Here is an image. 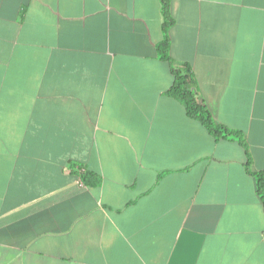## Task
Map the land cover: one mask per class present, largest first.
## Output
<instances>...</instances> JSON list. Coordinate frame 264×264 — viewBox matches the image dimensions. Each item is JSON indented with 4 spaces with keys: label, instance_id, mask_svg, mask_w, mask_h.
Returning a JSON list of instances; mask_svg holds the SVG:
<instances>
[{
    "label": "crops",
    "instance_id": "crops-1",
    "mask_svg": "<svg viewBox=\"0 0 264 264\" xmlns=\"http://www.w3.org/2000/svg\"><path fill=\"white\" fill-rule=\"evenodd\" d=\"M169 11L176 67L264 173V0ZM162 22V0H0V264H264L245 149L164 94Z\"/></svg>",
    "mask_w": 264,
    "mask_h": 264
},
{
    "label": "trees",
    "instance_id": "trees-1",
    "mask_svg": "<svg viewBox=\"0 0 264 264\" xmlns=\"http://www.w3.org/2000/svg\"><path fill=\"white\" fill-rule=\"evenodd\" d=\"M162 16V39L156 46V55L160 61L168 64L173 76V82L164 94L179 102L184 107L186 116L199 122L215 141H235L244 147L247 155L245 170L255 180L256 194L264 209V173L262 171L251 170V159L244 135L241 131L230 129L213 120L207 107L197 97L195 80L191 68L189 65L177 68L170 55L171 42L169 29L173 26L174 20L170 15L169 0H162ZM164 174L165 172H162L160 177ZM81 182L84 186L96 187L100 185L101 180L96 174L86 171L81 175Z\"/></svg>",
    "mask_w": 264,
    "mask_h": 264
},
{
    "label": "built area",
    "instance_id": "built-area-1",
    "mask_svg": "<svg viewBox=\"0 0 264 264\" xmlns=\"http://www.w3.org/2000/svg\"><path fill=\"white\" fill-rule=\"evenodd\" d=\"M79 182L81 183V181L79 180Z\"/></svg>",
    "mask_w": 264,
    "mask_h": 264
}]
</instances>
